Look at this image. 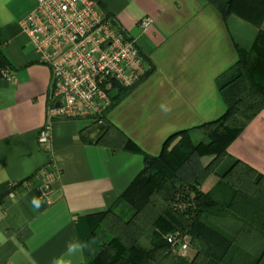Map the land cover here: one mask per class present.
I'll return each instance as SVG.
<instances>
[{"label": "crops", "instance_id": "obj_1", "mask_svg": "<svg viewBox=\"0 0 264 264\" xmlns=\"http://www.w3.org/2000/svg\"><path fill=\"white\" fill-rule=\"evenodd\" d=\"M95 1L136 39L151 71L115 102L106 123L54 122L51 158L60 174L42 198L36 191L42 179L35 175L50 158L40 148L39 132L47 122L52 71L20 26L37 0H0V264H88L86 243L98 215L116 206L143 170L144 154L158 156L165 141L181 131L204 137L198 127L227 110L221 86L236 71L240 51L252 50L264 31V19L253 24L236 13L224 19L208 0ZM144 18L153 23L142 32ZM7 68L12 78L2 76ZM119 93L112 91L113 97ZM109 125L141 152L107 144ZM213 158H202L203 165ZM237 160L255 174L235 172L231 185L227 172ZM29 179L28 187L11 196L12 183ZM201 189L224 205L215 223L234 240L222 264H258L264 249V108ZM126 209L116 210L122 215ZM69 245L76 251L69 252ZM196 256L192 246L189 259Z\"/></svg>", "mask_w": 264, "mask_h": 264}, {"label": "trees", "instance_id": "obj_2", "mask_svg": "<svg viewBox=\"0 0 264 264\" xmlns=\"http://www.w3.org/2000/svg\"><path fill=\"white\" fill-rule=\"evenodd\" d=\"M208 2L221 12L224 19L232 13L253 24L264 19V0ZM256 47L264 53V31L259 33L252 50L240 51L241 59L236 71L221 86L227 106L224 115L198 127L204 140L196 142L190 131H181L165 141L158 156L144 154L143 170L123 192L116 206L98 215V223L92 228L86 243L91 259L88 264L227 262L234 240L215 223L224 205L210 193L202 191L201 186L208 176L217 173L230 144L264 108V86L254 81L252 72L260 60L254 56ZM2 62L4 60L0 57V64ZM118 89L120 93L113 97L112 107L131 88L119 86ZM51 98L50 91L49 103ZM175 139L177 142L173 144ZM105 142L118 149L141 152L130 138L112 125L108 127ZM207 155H214V158L203 165L202 158ZM242 169L247 174H255L252 168L237 160L227 172L226 178L231 185V174ZM257 178H262V175ZM123 206L129 211L127 218L116 210ZM174 231L190 236L191 245L197 248L195 258L190 260L172 253L167 235ZM96 250L97 254L91 258V252ZM263 258L264 249L257 263L260 264Z\"/></svg>", "mask_w": 264, "mask_h": 264}, {"label": "built area", "instance_id": "obj_3", "mask_svg": "<svg viewBox=\"0 0 264 264\" xmlns=\"http://www.w3.org/2000/svg\"><path fill=\"white\" fill-rule=\"evenodd\" d=\"M152 23V19L144 18L140 22L142 32ZM20 26L40 61L52 71V100L47 122L39 132L40 148L50 158L35 175L42 179L36 191L45 198L51 191L50 181L60 174L51 158L54 122L91 118L103 124L112 108V91L119 86L135 87L147 77L151 66L136 39L115 18L105 15L95 0H37L36 8ZM2 76L12 78V71L4 69ZM31 180L12 183L11 196L28 187ZM167 240L172 253L189 258L192 245L188 234L174 231Z\"/></svg>", "mask_w": 264, "mask_h": 264}, {"label": "rangeland", "instance_id": "obj_4", "mask_svg": "<svg viewBox=\"0 0 264 264\" xmlns=\"http://www.w3.org/2000/svg\"><path fill=\"white\" fill-rule=\"evenodd\" d=\"M255 50H256V54L254 55V56H257V57H259L260 58V60L258 61V63L254 66V70H252V72H253V79H254V81L258 84V85H260V86H264V53L260 50V48H258V47H256L255 48ZM262 56V57H261ZM202 132H200V134H201ZM202 135H203V133H202ZM204 137L203 136H201V135H197V136H195V138H194V140L196 141V142H199V140H201V139H203ZM122 215L124 216V217H128L127 215H126V213L124 212V213H122ZM97 254V250H96V252L95 251H92L91 252V258H93L95 255ZM91 259H89V261H90Z\"/></svg>", "mask_w": 264, "mask_h": 264}, {"label": "clouds", "instance_id": "obj_5", "mask_svg": "<svg viewBox=\"0 0 264 264\" xmlns=\"http://www.w3.org/2000/svg\"><path fill=\"white\" fill-rule=\"evenodd\" d=\"M74 251H76V246L75 245H69V252H74Z\"/></svg>", "mask_w": 264, "mask_h": 264}, {"label": "water", "instance_id": "obj_6", "mask_svg": "<svg viewBox=\"0 0 264 264\" xmlns=\"http://www.w3.org/2000/svg\"><path fill=\"white\" fill-rule=\"evenodd\" d=\"M59 103H57V105H58Z\"/></svg>", "mask_w": 264, "mask_h": 264}]
</instances>
